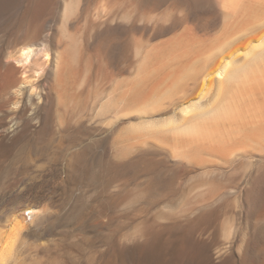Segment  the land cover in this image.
<instances>
[{"label":"rangeland","instance_id":"1","mask_svg":"<svg viewBox=\"0 0 264 264\" xmlns=\"http://www.w3.org/2000/svg\"><path fill=\"white\" fill-rule=\"evenodd\" d=\"M68 1L37 15L38 0H0V223L25 205L44 208L24 230L17 264H264V148L186 162L153 140L120 142L136 112L113 128L116 110L98 111L134 75L139 46L192 27L214 38L222 18L192 0H116L106 10L104 0H81L64 25ZM63 32L79 53L67 85L55 70ZM33 39L51 45L49 61L8 57ZM6 69L29 80L17 108L2 90ZM64 88L74 98L65 105ZM178 96L148 115L171 112Z\"/></svg>","mask_w":264,"mask_h":264},{"label":"bare ground","instance_id":"2","mask_svg":"<svg viewBox=\"0 0 264 264\" xmlns=\"http://www.w3.org/2000/svg\"><path fill=\"white\" fill-rule=\"evenodd\" d=\"M38 1L37 15L51 1L54 3L53 0ZM113 1L116 0H104L99 9H108ZM192 2L196 7L212 12L216 18H222L220 32L214 38H202L192 27L163 44H142L137 50L139 59L134 75L118 82L113 94L109 93L100 103L98 111L116 110L109 121L113 128L125 116L136 112L138 115L119 129L118 140H153L160 146L165 144L174 158L186 162H205L206 155L226 158L241 150L264 148V0ZM80 3L81 0L66 3L64 25H67V18L75 15ZM172 22L169 29L179 24L178 19ZM202 25L200 27L204 28ZM73 36L68 35L66 48L55 51L58 54L55 61L57 80L65 85L79 64L77 42ZM44 40L26 41L8 57L21 66H26L38 54L49 61L52 48ZM3 74L6 83L2 90L12 92L17 108L29 80L24 76L13 81L9 69ZM67 89L61 90L60 102L64 105L74 99ZM181 94L182 100L177 98L181 101L171 112L161 117L148 115ZM127 98L139 100L131 102L129 107L123 105V112L120 105ZM124 147L119 149L120 153ZM43 211L44 208L28 204L13 210L5 222L0 223V264H17L18 246L24 242V230ZM141 250L146 254L155 252L151 246Z\"/></svg>","mask_w":264,"mask_h":264}]
</instances>
